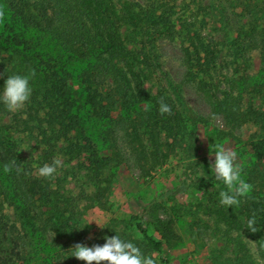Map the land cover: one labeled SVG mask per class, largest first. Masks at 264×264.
Segmentation results:
<instances>
[{"label": "rangeland", "instance_id": "rangeland-1", "mask_svg": "<svg viewBox=\"0 0 264 264\" xmlns=\"http://www.w3.org/2000/svg\"><path fill=\"white\" fill-rule=\"evenodd\" d=\"M30 1L43 29L18 25L0 4V30L14 25L29 41L28 48L5 42L2 51L23 50L27 57L11 65L19 61L24 75L34 69L35 85L50 80L73 105L41 92L42 102L0 113V143L19 146L0 162V248L14 252L15 264H86L67 251L102 246L116 231L139 236L159 264H264V227L260 237L245 228L248 209L264 211V0H96L98 14L82 0ZM44 9L47 18L38 15ZM161 100L170 115L159 113ZM61 111L65 126L56 122ZM72 116L81 122L68 130ZM12 117L19 126L1 130ZM215 142L237 154L252 185L236 210L219 205L214 178L198 177L211 176ZM57 158L63 166L48 183L59 191L58 207L40 194L26 200V215L9 174L18 168L21 179L25 172L44 180L37 167ZM99 187L107 188L103 206ZM94 219L101 226L88 224ZM167 225L175 238L164 236Z\"/></svg>", "mask_w": 264, "mask_h": 264}, {"label": "clouds", "instance_id": "clouds-1", "mask_svg": "<svg viewBox=\"0 0 264 264\" xmlns=\"http://www.w3.org/2000/svg\"><path fill=\"white\" fill-rule=\"evenodd\" d=\"M35 76V72L27 75L11 74L7 76L2 87H0V105L9 113H15L22 110L30 101L33 89L30 81ZM159 113L163 116L171 114V106L163 100L159 101ZM211 153L215 156L214 163H210L211 176L203 170L204 174L198 172V177H207L213 179L215 188H219L218 203L225 209L230 207L236 210L242 202L251 194L252 185H250L244 176L243 168L236 163L237 154L225 145L214 143L211 147ZM14 166L6 164L3 168L5 173L9 172ZM61 159H53L51 163H44L37 167L39 177L48 181H53L62 168ZM34 167H36L34 165ZM202 168V167H198ZM203 169V168H202ZM19 172L20 169L17 168ZM54 188L55 185L53 184ZM97 224L101 226V222L97 220ZM257 220L252 217L247 220L245 228L255 233L259 230ZM85 228V227H84ZM79 229V228H73ZM72 229V230H73ZM71 230V231H72ZM69 231V232H71ZM115 231V230H114ZM105 237V243L101 245L86 246L84 244H76L70 248L68 257H75L86 264H159L156 253L146 254L142 247L135 241L140 240L139 236L132 239L118 235Z\"/></svg>", "mask_w": 264, "mask_h": 264}, {"label": "trees", "instance_id": "trees-1", "mask_svg": "<svg viewBox=\"0 0 264 264\" xmlns=\"http://www.w3.org/2000/svg\"><path fill=\"white\" fill-rule=\"evenodd\" d=\"M0 4H3L5 6V9L7 8L9 10L11 19L14 22L17 21L19 24L23 25L25 28H27V27L33 28L32 26H34L37 29H43V28H41L42 22L37 21L36 17L32 15V12L35 10H38V8H37L36 4L32 5L30 0H23V1H20V0H1ZM80 4L82 6L94 9L96 14L100 13L99 6H98L96 0H82V2ZM47 12H48V10H45V9L43 11L39 10L38 15H40L41 17L47 18V15H48ZM19 20H21L22 23H20ZM14 30H15L14 25H11V27L6 26L2 31L0 30V76H1L0 87L3 86L8 75H11V74L24 75L23 73L20 72L21 63H19V61L17 63H14L13 65H11V62L13 60L24 55L21 53V52H23V50L20 49V51H16L13 54L9 53L7 55V57L4 55V53L2 51L5 42L10 43V41L16 45L17 44L18 45L24 44L25 48H28L27 45L29 44V41L22 39L20 34H18L17 32H14ZM4 32H8L10 34V37H8L10 40L3 39ZM38 45H41V42H39ZM10 46L14 47L12 45H10ZM95 52L96 51L91 52L88 50L87 52H85V55L89 56L90 54H93ZM26 57H27V55H24L22 58H26ZM21 60H24V59H21ZM21 62H24V61H21ZM43 62H44V59L40 60V64ZM57 62H60V61H57ZM9 63L11 65L10 69L8 68L10 65L7 66V64H9ZM33 68H35V67H33ZM25 70H27L26 71L27 74L34 72V69H29L28 67L25 68ZM64 70L65 69L62 66L61 71L64 72ZM63 74H65V73H63ZM36 75H37V73L35 72V76ZM34 77L30 81L31 87L33 89L31 99H33L35 101L37 100L38 102H42V101H39V94L41 92H43V94L46 92L45 96H47V97H45V99L49 100L50 102L53 101L55 103V99H56L60 104H62V107L66 101H67V104H69L71 106L73 105L72 104L73 102H70L69 98L64 97L63 100H61L62 96L61 97L56 96V93H55L56 88L50 86V84H49L50 80L47 81V85H42V83H40L41 85L40 84L35 85ZM51 93H53V95L50 98H48ZM53 105H55V104H52V107L55 108V106H53ZM56 106H59V105H56ZM56 109H58V108H56ZM5 111L6 110L4 109V107L2 105H0V113H3ZM67 111L69 112V114H71V110L70 111L67 110ZM67 111L64 109L65 113H67ZM64 112L61 111V114L56 117V120H57L56 122L59 123L60 125H63V126H65V117L63 115ZM253 113H254L253 116H256V117L261 116L260 115L261 113H259L257 111H253ZM78 120L81 122V120H80V118H78V116H72L73 123L67 127L68 130L77 127L80 123ZM12 121H14V123H9V125L6 123H3L2 126H4L5 128L1 129V130L8 132L9 129H15L16 127L19 126V124H18L19 121L16 120L15 117L11 118L10 122H12ZM11 144H12V147H16V150L14 152H13V149L10 148V146L7 147L3 143H0V162H2L4 160V151L6 149H11L13 154H17V149L19 146L17 145V143L15 145H13V143H11ZM10 174H9V176L16 178L13 180L17 181L19 183L18 187L21 188V191H20L21 193L17 194L14 198L20 197L21 202L24 203L23 205H21V209L24 211V213L26 215L30 214L28 208L26 207V200L31 199L34 196H37L40 194L44 196V198H45L44 200L46 201V204L49 206V208L51 210H52V208H54V206L58 207V205H59V191L51 189L50 184L48 183V180L39 179L37 177H34L32 174H27L25 172L22 173V179L20 178L18 171H16V174H14V175H12V173H10ZM8 178H10V177H8ZM191 184H192V186H194L196 188L201 187L200 182H198L196 179H192ZM5 192H7V191L5 190ZM106 195H107V188L99 187L98 192L96 193L95 197L98 200L99 204H101V206H103L102 202L105 199ZM245 217H246V221L252 217L256 218L257 224H258L257 227L259 228V230L256 231L255 233L251 232L250 230L249 231L254 237H260L262 235V231H263V227H264V211L261 208V206L260 205L256 206L254 210L248 209L245 213ZM137 227L142 232L144 237L147 239L148 243L153 247V249H155L156 251H162L164 243L161 240H157L152 235H150L148 233L147 229L143 226V224L141 222L137 223ZM165 232H166V234L165 233H163V234H165L164 236L167 239L175 238L170 225H167L165 227ZM17 260L18 259L15 258L13 251H10L7 248L1 246V248H0V264H15V262Z\"/></svg>", "mask_w": 264, "mask_h": 264}]
</instances>
